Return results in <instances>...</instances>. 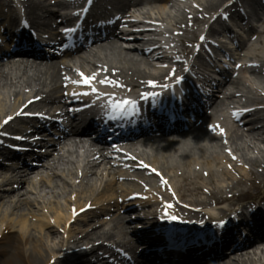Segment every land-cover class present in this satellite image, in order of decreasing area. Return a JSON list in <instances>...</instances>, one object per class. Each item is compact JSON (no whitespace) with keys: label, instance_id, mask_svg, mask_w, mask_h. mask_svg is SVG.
I'll list each match as a JSON object with an SVG mask.
<instances>
[{"label":"bare ground","instance_id":"bare-ground-1","mask_svg":"<svg viewBox=\"0 0 264 264\" xmlns=\"http://www.w3.org/2000/svg\"><path fill=\"white\" fill-rule=\"evenodd\" d=\"M153 1L158 3V13L152 21L140 8L142 0H109L121 15L132 12L144 16L129 21L127 26L144 24L147 39L117 34L121 25L118 17L104 28L85 31L74 47L62 52L0 54V138H4V131L28 134L14 126L24 127L29 122V117L17 113L21 109L44 112L48 119L41 129L46 133L62 126V122L69 126L62 137L50 143L55 148L61 146L60 151L51 160L45 159L50 152L39 156L42 169L28 166L29 151H11L5 157L20 162L22 167L0 162V264H95L107 259L102 247L112 244L132 255L139 252L145 264H159L163 251L145 252L161 245L156 241L158 237L147 235L150 246L145 250L139 251L136 244L143 232L136 227L156 213L161 219L157 218L154 226L167 231L170 224L175 226L177 222L174 215L194 221L189 238L176 245L196 241L200 247L197 254L190 248L177 258L176 264H264V167L261 179L252 169L264 161V18L257 15L264 9V0H245L251 4L241 8L244 0H186L183 7L171 5L170 9L161 4L167 5L169 0ZM63 3L64 0H0V19L6 13L15 19L9 23L10 28L24 24L27 31L33 32L34 23L35 29H42V35L53 40L54 48L65 41L58 29V23L65 19L54 8ZM222 5L217 16L210 15ZM246 15L255 17L260 29L256 32V46L245 49L239 60L257 59L263 64L242 62L239 77L231 82L229 77L224 78L219 101L212 96L202 109L188 106L183 111H193V117L180 120L173 111V126L152 123L138 134L115 141L109 153L117 156L105 151V138H91L79 129V108L90 93L140 96L179 73L198 75L202 52L208 54L206 47H214L208 37L231 34L232 28L225 22L230 20L237 28L243 25ZM158 23L164 25V31L155 27ZM241 29L237 33L245 35ZM164 34L167 39L157 38ZM35 40L33 34H24L14 44L28 47L35 45ZM230 40L235 50L243 48L237 39ZM163 42H169V47L162 46ZM85 78L95 87L83 85ZM243 85L253 96L241 92ZM66 98L73 106L70 111ZM7 117L11 119L3 123ZM213 128L217 132H211ZM12 140L13 144L22 141L18 137ZM28 140L25 141L39 146L49 143L42 142V137ZM5 148L0 143L2 154ZM50 175L56 178L47 182ZM60 200H66L64 210L71 208V213L58 214L54 224L44 220L29 224L25 219L24 213L35 215L32 207L36 203L53 210L61 208ZM89 200V205L83 204ZM112 206L118 214L104 228L107 221L100 222L95 217L105 215ZM130 209H137L133 219L139 220L133 230L124 215ZM78 222L88 227L70 231L68 223ZM57 225L65 229V237L54 235L59 230ZM33 228L38 229L37 234L31 232ZM112 255L118 256V264H127L129 258L126 260L121 251Z\"/></svg>","mask_w":264,"mask_h":264},{"label":"rangeland","instance_id":"rangeland-1","mask_svg":"<svg viewBox=\"0 0 264 264\" xmlns=\"http://www.w3.org/2000/svg\"><path fill=\"white\" fill-rule=\"evenodd\" d=\"M185 3H186V0H169L168 3H167V5H166V3H161V4H165V8L166 9H170V6L171 5H176V6L183 7L185 5ZM249 3L251 4V1H245L244 0L242 2V5H246V4H249ZM68 4H77V1L72 0V1H69ZM156 4H158V3L155 2V1H152V0H142V3L140 4L141 5L140 8L142 9V11L148 13V15H145V17H150V20H152V21H153V19H155L157 17V13H158L157 7L155 8ZM194 5H196V4L194 3ZM54 8L56 9L58 7H54ZM222 8H223V5L219 8V10L217 12H215V13L212 12L210 15L217 16L218 15V12H220ZM127 14L124 15V16H122V18H121L122 19L121 23L124 26L121 27L120 29H122V31L125 34L137 35V36H140V37H143V38H148V36H146V33H143V32L140 33L139 32V28H137L136 30L131 31L133 29L132 27L125 26V25H128V21L135 20L136 18L137 19H142L144 16L140 15L139 13L133 14L132 12L131 13L128 12ZM257 15H259V18H260V16L264 18V9H260V11H258ZM56 19H57V17H56ZM146 20H149V19H146ZM225 23L228 24V26H230L232 29L235 28L234 23L232 21L229 20V21H226ZM188 24H191V21L188 22ZM209 25H210V22H209V24H207L205 30L202 31V34H201L202 37L205 36L204 34L206 33L207 28L209 27ZM155 27L158 28V30L164 31V25H161L160 23H158V26H155ZM232 34L233 33L229 34V38H230V36ZM229 38H227V34H224V33H220V35L217 34L215 36L208 37L209 41H211V43L214 44V47H206L207 48V51H208V54H210L212 56V58H211V56L209 57L208 54L202 52L203 59L201 60V62H202V66H205V65L207 66L208 64H211V60L212 59L213 60H216V61L222 60L225 64H227L228 67H230V73L227 74V75L229 77L231 76L230 79L232 80V79L235 78V76L240 75L239 74V71H238V66H240L242 62H247L249 64H252V63L261 64V63L257 59H252V60H249V61L248 60H244V61L241 60V62H240L239 59L242 58V56H241L243 54L242 52H244L245 50L244 49H241L240 51L239 50H234V47H233L234 44L231 42V40ZM235 39H238V38H235ZM238 40L240 41L241 39H238ZM220 51H222V52L224 51V52L221 53ZM191 59H192V57H191ZM186 63H187V60L184 62V65H186ZM262 68L264 70V66H262ZM242 74L245 75V76H249V74H247L245 72H242L241 75ZM240 90H241V92L243 94L247 95L248 97L253 96V94H251L248 91V88L245 87L244 85L240 87ZM220 99H221L220 97L217 98V100H220ZM66 100H67V102H69V99H66ZM69 105H71V104H68V106ZM17 113L20 116H23V117H26V118L29 117V119H28L29 120V124L26 125V128L25 129L28 130L29 132H32L31 134H35L34 132H36L35 131L36 128L41 125V123L37 119V117L43 116V112H40L39 110H31L30 109V110L27 111V109H23V110L21 109ZM9 118L10 117H7L4 120L3 123H5V122L8 123L9 120H10ZM30 118H33V119L31 120ZM220 118H221V116H220ZM228 121H230V120H228ZM14 126H18V127H22L23 128V125H21V124L14 125ZM37 133L40 134V133H43V131L40 130V131H37ZM3 134H4V138H0V143L2 142V143H5V144H6V140L9 139L7 137L12 138V137H16L17 136V135H15V134H17V133H15V131H6V132L4 131ZM60 134H61L60 130L54 129L52 131V134L51 135H46L45 134V138L46 139H49L51 141V140H54L56 137L60 136ZM19 136L20 137H23V135H19ZM102 145H104V144H102ZM108 145H110V146H108ZM111 145H113V144H106V145H104L105 146V149H106L105 151H107L108 153L111 151L110 150L111 149ZM25 146H28V145H25ZM44 146L45 147H42V146L41 147H35L34 150H36V152H38V153L41 151L40 154H42V155L47 154V152H50L49 155L46 157V159H48V160H51L53 158V156L58 151H60V148H61V146H57L56 148L55 147L52 148V146H50V145H44ZM217 150L220 153V148H217ZM109 154H111L112 156H115L116 155V154H113V153H109ZM250 155L257 156V154H255V153H253V154L250 153ZM34 156L35 155H33L32 157H34ZM72 156L75 157L77 155L75 154V155H72ZM0 157H1V154H0ZM34 158L35 159H33V160L30 159V161L33 162V165L34 166H37L36 165L37 164V157L35 156ZM231 163H233V162H231ZM245 167H247L249 169L252 168L249 165H247V166L245 165ZM263 167H264V161L262 160L260 162V164L257 165L256 168H252L254 170L255 174L257 176H259V179H261L260 174L262 173ZM37 168L42 169L40 167H37ZM120 168H122V167H120ZM124 171H125V169H123V172ZM55 178H56L55 176L50 175L49 178L47 177L46 180L48 182L49 180H53ZM117 180H119V179H117ZM262 190H264V187H262ZM252 191H250V192L252 193ZM80 195H84V194H80ZM72 197H73V194H72ZM59 202H60V207L61 208L54 207L53 210H50L49 209V206H47L46 208L45 207L42 208L40 206V204L36 203L34 205V207H32L33 208V212H35V215L32 217V215H26L24 213V217H25V219H27V222L29 224H31L32 222H40V221H43V220L44 221H50V222H52V224H54L53 223L54 222L53 221V218L56 217L58 214L64 216L67 212L71 213V208L70 209H67V210H64V207L63 206H65L64 203L66 202V200H60ZM91 202L92 201L89 200L87 202L85 201L83 204H85L87 206ZM136 211H137V209L136 210L135 209H130V210H128V212H126V213L124 212V215L126 214V222H127V224H128L129 227H131V225H134L136 223V220L135 219H132V217L134 216V212H136ZM115 214L117 215L118 214V211H117L116 207L112 206V207H110V211H108L107 213H105V215H104V213H100L97 217H95V219L97 221H100V222H106L107 221V223L102 226V227L105 228V226L108 227L110 225V221H111V219H113V217L115 216ZM79 217H82V216H79ZM10 218H14V216L13 217L10 216ZM82 218H85L86 219V216H83ZM130 218H131V220H130ZM79 224L82 225V226H80ZM1 225L2 224H0V226ZM69 227H70V231H73L75 229L77 230V229L86 228V227H88V224H85L84 225L81 222L80 223L79 222L78 223H72V224L71 223H68V228ZM58 229H59L58 232H56L54 235L57 236L58 238L63 237V236L65 237L66 236L65 229H63L62 226H60V227L58 226ZM30 230L34 234H37V232H38V229H34L33 228V229H30Z\"/></svg>","mask_w":264,"mask_h":264},{"label":"snow or ice","instance_id":"snow-or-ice-1","mask_svg":"<svg viewBox=\"0 0 264 264\" xmlns=\"http://www.w3.org/2000/svg\"><path fill=\"white\" fill-rule=\"evenodd\" d=\"M66 31H74V29H66ZM81 75H83V74H81ZM83 82L89 83V78H85ZM177 82L179 83V79H177ZM101 83H104V81H101ZM93 91H95V89ZM128 104H130L132 106V109L134 110L135 101H128V100H125L123 103H120V104H113L112 108L114 111H116V110L127 111V109H124V105H128ZM9 119H11V118H9ZM172 218L175 219V217H172ZM220 223L223 224L224 222L221 221Z\"/></svg>","mask_w":264,"mask_h":264}]
</instances>
